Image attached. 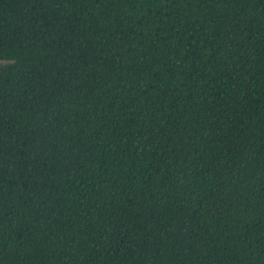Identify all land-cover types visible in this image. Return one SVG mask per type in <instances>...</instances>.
I'll return each mask as SVG.
<instances>
[{
  "label": "trees",
  "instance_id": "obj_1",
  "mask_svg": "<svg viewBox=\"0 0 264 264\" xmlns=\"http://www.w3.org/2000/svg\"><path fill=\"white\" fill-rule=\"evenodd\" d=\"M0 264H264V0H0Z\"/></svg>",
  "mask_w": 264,
  "mask_h": 264
}]
</instances>
